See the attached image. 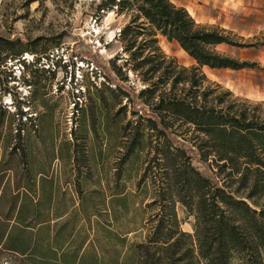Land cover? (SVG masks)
Wrapping results in <instances>:
<instances>
[{
	"label": "trees",
	"instance_id": "1",
	"mask_svg": "<svg viewBox=\"0 0 264 264\" xmlns=\"http://www.w3.org/2000/svg\"><path fill=\"white\" fill-rule=\"evenodd\" d=\"M88 3L97 14L124 20L112 72L101 67L105 81L87 78L85 90L77 91L82 100L94 98L95 109L88 116L74 104L82 132L90 119L93 133L98 123L105 140L122 139L118 174L105 190L93 174L62 179L47 169L29 174L27 165L12 174V158H25L16 143L24 114H16L13 129L0 108V144L9 148L0 164V245L31 264H264V102L234 97L200 70L254 67L215 50L246 46L233 41L231 31L195 22L170 0ZM160 37L195 65L185 68L166 56ZM28 52L36 54L0 40V65L24 62ZM140 163L145 166L129 190L121 169Z\"/></svg>",
	"mask_w": 264,
	"mask_h": 264
},
{
	"label": "rangeland",
	"instance_id": "2",
	"mask_svg": "<svg viewBox=\"0 0 264 264\" xmlns=\"http://www.w3.org/2000/svg\"><path fill=\"white\" fill-rule=\"evenodd\" d=\"M170 1L186 7L195 22L231 31L233 41L246 46L218 45L215 50L254 67L240 70L202 67L200 70L207 80L234 97L251 103L264 102V12L249 15L243 8L220 9L200 0ZM123 23L121 17L115 18L111 13L97 14L88 0H0V40L18 41V45L36 52L24 55V62L16 58L0 65V81L4 82L0 85V108L9 112L7 118L13 121V129L19 127L16 114H24L22 140L16 143L17 155L24 153L25 158L19 162L15 156L12 158L10 164L17 167L12 174H21L19 169L27 165L29 174L42 169L62 179L72 174H93L101 190L107 185L113 186L114 174H118L119 169L117 163L124 152L122 139L112 136L105 140L98 123L93 124L97 131L93 133L90 119L85 123L86 132H82L79 128L81 112L75 111L74 104L78 102V107L82 106L88 116L90 108L95 109L94 98L89 100L86 94L87 100H82L77 91L85 90L87 78L90 82L103 83L101 67L112 72L110 62L121 53L116 36ZM158 41L162 52L178 65L185 68L195 65L175 42L161 37ZM37 58L39 61L34 67L32 63ZM34 68L38 70L36 74L27 75V71ZM130 73L127 76L132 83L135 78ZM24 78H30L32 85L24 84ZM132 86L137 91L142 88L139 81ZM95 112L98 113V109ZM4 134L5 128L0 129V135ZM7 152L9 148L4 151L0 144L1 165L6 160L2 155ZM143 166L144 163L129 164L121 169L120 174L130 178L129 190ZM182 215L179 211V216ZM181 228L191 231L189 223L182 224ZM0 264L31 263L0 245Z\"/></svg>",
	"mask_w": 264,
	"mask_h": 264
},
{
	"label": "crops",
	"instance_id": "3",
	"mask_svg": "<svg viewBox=\"0 0 264 264\" xmlns=\"http://www.w3.org/2000/svg\"><path fill=\"white\" fill-rule=\"evenodd\" d=\"M200 2L210 4L215 8H227V10L232 7L236 9L243 8L249 15H256L260 11L264 12V0H200ZM192 18L195 20L193 16Z\"/></svg>",
	"mask_w": 264,
	"mask_h": 264
},
{
	"label": "water",
	"instance_id": "4",
	"mask_svg": "<svg viewBox=\"0 0 264 264\" xmlns=\"http://www.w3.org/2000/svg\"><path fill=\"white\" fill-rule=\"evenodd\" d=\"M120 30L117 31V33L119 32Z\"/></svg>",
	"mask_w": 264,
	"mask_h": 264
},
{
	"label": "bare ground",
	"instance_id": "5",
	"mask_svg": "<svg viewBox=\"0 0 264 264\" xmlns=\"http://www.w3.org/2000/svg\"><path fill=\"white\" fill-rule=\"evenodd\" d=\"M130 75H131V73H130Z\"/></svg>",
	"mask_w": 264,
	"mask_h": 264
}]
</instances>
